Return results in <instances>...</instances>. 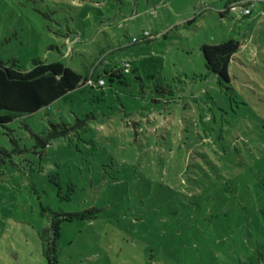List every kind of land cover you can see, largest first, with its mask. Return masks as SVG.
<instances>
[{
  "label": "rangeland",
  "instance_id": "obj_1",
  "mask_svg": "<svg viewBox=\"0 0 264 264\" xmlns=\"http://www.w3.org/2000/svg\"><path fill=\"white\" fill-rule=\"evenodd\" d=\"M239 1L0 0L9 66L130 65L0 125V264H49L51 221L56 264H264V0ZM229 41L222 85L200 48Z\"/></svg>",
  "mask_w": 264,
  "mask_h": 264
},
{
  "label": "trees",
  "instance_id": "obj_2",
  "mask_svg": "<svg viewBox=\"0 0 264 264\" xmlns=\"http://www.w3.org/2000/svg\"><path fill=\"white\" fill-rule=\"evenodd\" d=\"M228 12L229 8L221 14L224 15ZM238 49L239 45L233 41L222 44H204L200 48L206 69L213 73L222 85H227L231 81L230 64ZM123 68L124 66L117 67L110 72L106 71L105 75L119 77L125 71ZM104 76L99 75L97 80L104 79ZM90 77L92 75L83 77L79 72L60 61L49 63L35 59L32 68L22 69L15 64L9 66L0 60V125L5 126L18 117L31 115L83 85H89L92 88L100 87L98 82H95L96 85L88 84ZM105 85L106 82L101 87ZM77 122L84 121L77 119ZM78 123L75 126H69L64 122L53 124L48 132V138L67 136L79 127ZM37 142L42 147L49 145L48 140L39 136H37ZM97 214L98 209L93 207L83 212L73 213V215H65L66 218L63 221H72L74 218L94 220L98 217ZM51 224L52 221L49 226L42 229L40 237L46 260L49 264H56L58 248H54L53 244L49 242L48 233L51 231Z\"/></svg>",
  "mask_w": 264,
  "mask_h": 264
},
{
  "label": "built area",
  "instance_id": "obj_3",
  "mask_svg": "<svg viewBox=\"0 0 264 264\" xmlns=\"http://www.w3.org/2000/svg\"><path fill=\"white\" fill-rule=\"evenodd\" d=\"M254 2H255V0H241V1H239V6H241L242 10L239 11L238 4H232L229 7V12L230 11L240 12V14L243 15V16L251 15L252 14V5H253ZM129 68H130L129 64L125 63V65H124L125 72H129ZM94 82H98V84H101V85L105 84L104 79L96 80L94 78V75H92V77H90L88 79L87 83L92 85V84H94Z\"/></svg>",
  "mask_w": 264,
  "mask_h": 264
},
{
  "label": "crops",
  "instance_id": "obj_4",
  "mask_svg": "<svg viewBox=\"0 0 264 264\" xmlns=\"http://www.w3.org/2000/svg\"><path fill=\"white\" fill-rule=\"evenodd\" d=\"M248 16H250V15H248ZM248 16H245V17H248Z\"/></svg>",
  "mask_w": 264,
  "mask_h": 264
}]
</instances>
